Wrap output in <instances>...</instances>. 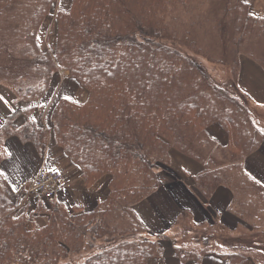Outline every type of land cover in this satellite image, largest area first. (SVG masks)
<instances>
[{
    "label": "trees",
    "instance_id": "obj_1",
    "mask_svg": "<svg viewBox=\"0 0 264 264\" xmlns=\"http://www.w3.org/2000/svg\"><path fill=\"white\" fill-rule=\"evenodd\" d=\"M183 1L72 0L69 11L55 14V53L38 49L34 72L40 84L23 90L19 101L38 107L14 110L0 135L14 136L16 120L25 117L18 128L21 138L41 150L48 132L32 116L36 111L44 113L39 102L54 87L55 75L68 73L89 96L85 103L69 99L56 103L51 113L56 142L81 169L86 188L109 177V192L90 211L70 210L54 200L22 214L18 213L22 197L8 191L1 194L0 264H147L151 258L162 257L165 246L160 241L127 238L144 229L134 207L158 191V164L171 161L174 150L201 162L204 170L195 178V189L207 203L219 187L230 182L224 181L229 180L226 168L220 171L224 179H207L212 164L200 154L224 157L228 152L236 160L233 169L239 170L241 162L261 148L264 133L248 109L216 87L194 61L164 44L181 45L175 10L167 14L169 3ZM240 1L239 12L247 14L236 18L240 26L264 21L252 16L242 0L221 3L228 7ZM47 2L48 9L39 14L38 28L58 0ZM215 123L228 135L225 146L208 134ZM189 148L202 152L193 156ZM232 162L224 159L222 167ZM38 215H43L42 225L36 222ZM100 243L107 248L80 260ZM177 255L183 264L192 261L180 249ZM228 260L229 264H247V258L238 254Z\"/></svg>",
    "mask_w": 264,
    "mask_h": 264
},
{
    "label": "rangeland",
    "instance_id": "obj_2",
    "mask_svg": "<svg viewBox=\"0 0 264 264\" xmlns=\"http://www.w3.org/2000/svg\"><path fill=\"white\" fill-rule=\"evenodd\" d=\"M46 1L0 0V97L4 98L0 100V108H9V113L13 111V105L19 106L22 103L19 101L22 100L23 90L29 86L40 84L41 79L34 72L38 49L46 54L55 53V14L58 10L69 9L72 0H58L57 4L55 3V9L52 8L53 13L50 16L47 15L48 18L45 17L47 19L42 22V27L38 28L37 21L41 10H47L49 7ZM221 1L185 0L179 4L169 3L167 16H170L172 9L175 10L174 14L178 18L176 26L179 29L181 45H173L169 41H165L167 43L164 44L171 49L179 50L184 57L194 61L216 87L227 91L242 103L248 109L256 127L264 133V21L258 25L245 26L244 24V26H240L242 22L237 23L236 18H245L247 15L239 12L241 1L240 3H229L228 7L226 3H221ZM242 3L249 6V12L252 16L264 20V0H242ZM190 24H194V26L189 30L187 28ZM36 29L37 32L34 34ZM33 40H35V46ZM36 42L38 46H36ZM73 79L68 76V73L59 71L52 81L54 87L41 101L46 103L50 99H53L52 101L58 99L59 101L60 98H71L80 102L73 97V94L76 93L77 89H79L78 92L85 93L86 89L78 86L80 84L76 82V79ZM70 84H73L74 87L72 93L67 91ZM39 103L41 104V102ZM215 125L220 126L222 131L226 133L219 123H215L208 128L209 135V129ZM18 134V132L15 133L13 139L0 144V170L16 187V189L12 188L0 175V199H2L1 194L6 191L18 198L22 197L21 208H23L18 210V213L22 214L34 212L37 205L34 203L36 206L33 207L27 199L28 186L18 190V184H21L25 175L37 168L38 164L27 146L18 143ZM210 137L213 139L211 135ZM216 143L220 146L224 145L219 141ZM225 144H228L227 141ZM5 147L12 153L11 156L4 151ZM173 152L183 156L178 151H171V161L159 163L156 170L158 182L165 188L162 192L166 194L173 191L174 183L178 180L174 170ZM189 152L196 156L202 151L197 148H191V150L189 148ZM200 156L204 161L210 160L209 164H212L211 174L207 179H224L220 171L222 168H226L224 172L229 180L224 179V181L226 183L230 181L231 183L240 182L243 185L241 191L244 199L253 197L256 193L259 194L260 202L258 201L259 206L256 208V217L259 223L257 226L258 230L264 229V217L260 212H264V187L258 183V179L248 172L246 174L235 172L238 170L233 169L236 166V160H231L228 152L224 157L220 153L218 156L217 154L209 155L206 152H202ZM183 157L190 158L185 155ZM224 159L234 162L229 163L228 167H222L225 164L223 163ZM243 181L252 184L250 186ZM254 191H256L255 194ZM60 197V201L63 200L62 194ZM151 199L153 201L148 202L147 206L143 205L145 213L140 220L141 225L138 223L144 229L131 233L127 241L152 240L161 242L163 240L167 242H161L165 246L168 243L172 245L170 239H173V242L178 246L177 249L190 254L187 258L194 261L206 252L224 251L226 249L224 244L212 241L216 237L209 239L211 231L206 230V228L196 230L198 228L191 227L193 225L189 220L182 221L184 222L183 227L178 224V229L176 226L173 228L175 221L172 224L173 219L170 213V206L173 205V202L170 205L164 203L161 194H156ZM27 208L32 209V211H27ZM41 216L43 215L37 216L38 225L43 224ZM171 224L172 226H170ZM156 230H161V235H150ZM176 232L178 233L175 234ZM240 233L238 238H229V247L232 244L239 245L242 243L244 248L240 250L242 251L241 254L254 258L255 260H251L252 264H264V230L255 231L251 234L246 231ZM106 248L107 245L100 243L95 250L83 253L80 260H85ZM177 249H175L176 255Z\"/></svg>",
    "mask_w": 264,
    "mask_h": 264
},
{
    "label": "crops",
    "instance_id": "obj_3",
    "mask_svg": "<svg viewBox=\"0 0 264 264\" xmlns=\"http://www.w3.org/2000/svg\"><path fill=\"white\" fill-rule=\"evenodd\" d=\"M61 2V1H60ZM71 3L69 9L63 11H69L71 8ZM74 80V79H73ZM76 81V80H75ZM78 84L79 82L76 81ZM62 84V82H61ZM61 84L59 86H61ZM81 87V85H78ZM72 87V88H71ZM84 88V87H83ZM85 89V88H84ZM79 90V89H77ZM73 94L75 99L80 100V102L74 101L77 103H85L88 99L89 93L86 90L85 93L81 91H77ZM67 91L72 93L74 91L73 84L69 85ZM52 98V97H51ZM60 99H68V98H60ZM53 99L47 100L46 103L41 101V104L45 107L44 113L35 112L32 118L39 124L40 127H43L48 132V139L46 144L43 146L41 150L34 146L32 142H24L21 138L20 130L24 123L26 122L25 117H21L17 119L15 122L16 130L15 133L18 134V143L20 145H26L27 149L32 154L33 158H36L37 168L29 171L21 184H18V190L23 188L24 186H30L32 180L36 177L38 171L43 167L47 166L51 169H59V172L62 174V199L60 201V195L57 196L58 201L62 202L66 207L72 210L75 207H82L86 211L92 210L97 206L98 202L108 195V185H109V177L103 178L100 180L94 187L88 189L84 185L82 180V171L81 169L68 157V155L64 152L62 147H60L55 139V134L53 131V125L51 122V113L58 102V99L52 101ZM19 104V103H18ZM38 107L37 103H21L19 106L13 105V111L18 108H30V107ZM9 108H0V130L5 124L6 118L13 112H8ZM10 111V110H9ZM0 137V144L3 142L10 141L15 137ZM210 135L219 143L224 144L226 141L228 143L227 134L224 133L220 126H213L209 129ZM23 143V144H21ZM174 159V170L178 177V180L174 183L173 191L166 194L162 192L165 189L161 184L157 192L148 197L142 203H140L136 209V216L138 218V222L144 216V206L148 205V202L153 201L151 199L152 196L163 195L164 203L170 205L173 202V206H170V213L172 214V219L178 229V224H181L183 227V220H189L193 226L197 227L196 230H206L211 231V236L209 239H213L216 237L214 242H218L224 244L226 249L224 251H209L201 255L198 260L189 261L187 264H229L228 257L232 254H241L240 251L243 247L242 243L239 245H233L229 247V238H238L240 232L246 231L248 234L253 233L258 230V220L256 217L257 211L256 208L259 206V194L254 191L253 197H247L244 199L242 196L243 185L240 182H232L230 181L229 185H223L219 187L214 193L212 199L207 203L201 201L199 194L195 189L194 178L204 170V165L197 160H193L190 158H185L177 154V152L172 153ZM241 167L239 170L235 172H241L246 174L250 173L252 176L258 179V183L264 187V145L261 148L250 155L246 160L241 162ZM0 172H3L0 170ZM4 173V172H3ZM21 174V173H20ZM19 175V174H18ZM6 182L14 187L12 182L8 179L7 175H1ZM245 184H251L248 181H243ZM28 190V189H27ZM27 193V192H26ZM262 197V196H261ZM258 199V200H257ZM30 204L35 207L33 202ZM173 206V207H172ZM21 208V207H20ZM23 208V207H22ZM21 208V209H22ZM20 209V210H21ZM183 214H180L182 213ZM264 217V212L260 211ZM180 214V215H179ZM180 216L179 218L177 216ZM182 216V217H181ZM185 216V217H184ZM181 219V220H180ZM172 224L170 226H172ZM160 226V225H159ZM263 226V225H261ZM172 228V229H173ZM264 228V227H263ZM193 230V229H192ZM158 232V233H155ZM164 232V231H163ZM176 232L175 234H177ZM159 234L161 235V230H156L150 233V235ZM208 239V240H209ZM163 243H167L165 241H161ZM171 244H165V253L162 257L151 258L148 260L147 264H183L181 258L176 255V250L178 246L173 242V239H170ZM238 248V249H237ZM252 248V247H251ZM247 258V264H252L251 260H255L254 258L243 255Z\"/></svg>",
    "mask_w": 264,
    "mask_h": 264
},
{
    "label": "built area",
    "instance_id": "obj_4",
    "mask_svg": "<svg viewBox=\"0 0 264 264\" xmlns=\"http://www.w3.org/2000/svg\"><path fill=\"white\" fill-rule=\"evenodd\" d=\"M62 175L44 166L32 182L28 196L34 202L49 201L54 199L62 191Z\"/></svg>",
    "mask_w": 264,
    "mask_h": 264
},
{
    "label": "snow or ice",
    "instance_id": "obj_5",
    "mask_svg": "<svg viewBox=\"0 0 264 264\" xmlns=\"http://www.w3.org/2000/svg\"><path fill=\"white\" fill-rule=\"evenodd\" d=\"M3 99H4L3 97H0V100H3ZM4 151H5L9 156L12 155V153L8 150L7 147H5ZM50 171H55V172L58 173V172H59V169H50ZM0 175H4V173H3V172H0Z\"/></svg>",
    "mask_w": 264,
    "mask_h": 264
}]
</instances>
